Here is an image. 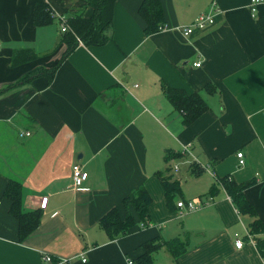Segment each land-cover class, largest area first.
Listing matches in <instances>:
<instances>
[{"label":"crops","instance_id":"obj_1","mask_svg":"<svg viewBox=\"0 0 264 264\" xmlns=\"http://www.w3.org/2000/svg\"><path fill=\"white\" fill-rule=\"evenodd\" d=\"M39 1L50 6L53 22L35 27ZM142 1L115 0L112 41L78 43L49 83H17L59 59L65 48L57 47L60 20L88 18L91 8L85 0H0V88L15 84L0 94V264H44V255L64 264H127L142 253V243L157 237L185 239L187 249L176 259L159 249L154 264H264L256 245L264 235L249 231L253 220L264 223V41L255 23L264 0L255 17L249 0H159L165 26L150 36L137 14ZM208 12L212 25L183 35L181 28ZM19 49L38 57L11 66ZM161 82L199 94L209 110L183 127ZM185 145L191 154L169 164L182 192L175 203L204 205L169 211L154 173L165 169L166 150L182 153ZM193 163L202 170L197 177ZM75 164L87 173L78 188H72ZM223 176L255 181L244 191L255 217L238 213L214 185ZM9 180L21 185L22 210L41 212L37 229L22 242L3 197ZM139 186L151 196L150 224L110 240L100 218ZM236 235L243 242L238 250Z\"/></svg>","mask_w":264,"mask_h":264},{"label":"trees","instance_id":"obj_2","mask_svg":"<svg viewBox=\"0 0 264 264\" xmlns=\"http://www.w3.org/2000/svg\"><path fill=\"white\" fill-rule=\"evenodd\" d=\"M85 1L87 6L91 8V15L88 18L77 14L63 20L68 30L61 33L62 36L58 40L57 47L65 45L59 59L49 67L42 66L34 69L23 76L17 83L30 82L37 78H43L49 83L61 61L77 47L78 41L84 46H103L112 41L110 29L115 0ZM137 14L144 22V34L146 36L153 35L164 29V14L159 0H143L138 7ZM52 15L50 6L47 3L36 2L33 9V25L35 27L49 25L53 22ZM255 23L264 41V15L258 16ZM37 57V54L31 49L14 50L11 55L10 64L11 66H17L35 60ZM14 85L3 86L0 88V94L8 91ZM160 87L165 99L181 115L183 127L193 124L209 110L206 101L197 93L188 94L183 90L171 88L163 82H161ZM186 146H189L187 151H182V153L166 150L163 155V161L166 164L165 169L154 173L163 189L165 203L169 211H173V206L177 210H181L176 206L175 200L182 194L179 181L173 177L176 168L174 166L170 167L169 164L173 160H181L183 156L191 154V146ZM192 160L194 159L192 158ZM194 161L197 162L196 160ZM198 167L194 163L189 166L191 173L196 177L202 173L201 168ZM254 183L255 181L252 179L238 183L229 176H223L216 178L214 185L219 184L223 188L238 213L255 217V209L244 196V191L254 185ZM214 185L212 188H214ZM3 197L10 202L9 214L18 222L17 240L22 242L37 229L41 219V212L37 210L24 212L22 210L21 185L14 180L7 182ZM181 200L185 204L191 201ZM150 204V194L144 186H139L123 197L118 207L109 209L100 218L98 226L110 240L129 234L136 224H140V227L145 228L151 222L148 210ZM249 228L251 235H264V223L257 219L249 224ZM256 245L264 257V236L257 240ZM139 248L142 253L133 260L134 264H154V252L159 249H165L173 259H176L186 251L187 242L185 239L174 238L163 240L157 237L145 241ZM52 260L55 262L57 258L52 256Z\"/></svg>","mask_w":264,"mask_h":264},{"label":"built area","instance_id":"obj_3","mask_svg":"<svg viewBox=\"0 0 264 264\" xmlns=\"http://www.w3.org/2000/svg\"><path fill=\"white\" fill-rule=\"evenodd\" d=\"M261 2H262V0H249L248 7H249V11H250L252 17H255L257 6ZM63 20L64 19L60 20V33H64L68 30V28H67L66 24H64ZM213 22H214L213 15L210 12H208V13L201 14V15L197 16L189 26H186L185 28H181L180 31H182L184 36H187V35L191 34L192 31H194V30H203L204 28L212 25ZM78 42L81 43L80 41H78ZM195 66L196 67L199 66V63H196ZM21 135L29 136L28 133H23V132L21 133ZM188 147L189 146H186V145L183 146L182 151H184V152L187 151ZM236 157L238 159L239 166H243L244 165L243 154L241 152H238L236 154ZM71 175H72V188H78L81 185V183L87 178V173L84 172L82 170L81 166L78 164H75L72 166ZM46 200H47V198L41 199L40 206H39L41 209L45 208ZM203 205H204V202L196 203L194 201H189L186 204L183 203L182 201H179L176 204V206L178 208H180L181 210L183 209L184 211H188V212L197 211ZM247 238L250 240V235H247ZM234 247L237 250L241 249L243 247V242L240 238L237 237V235H236L235 240H234ZM42 261L44 264H64V263H66V260L61 259V258L60 259L57 258V260L54 262L52 260L51 255H44L42 258ZM82 261L85 262V259H82ZM127 264H134V262H133V260L129 259V260H127Z\"/></svg>","mask_w":264,"mask_h":264},{"label":"bare ground","instance_id":"obj_4","mask_svg":"<svg viewBox=\"0 0 264 264\" xmlns=\"http://www.w3.org/2000/svg\"><path fill=\"white\" fill-rule=\"evenodd\" d=\"M177 204V203H176Z\"/></svg>","mask_w":264,"mask_h":264},{"label":"rangeland","instance_id":"obj_5","mask_svg":"<svg viewBox=\"0 0 264 264\" xmlns=\"http://www.w3.org/2000/svg\"><path fill=\"white\" fill-rule=\"evenodd\" d=\"M204 174V173H203Z\"/></svg>","mask_w":264,"mask_h":264}]
</instances>
